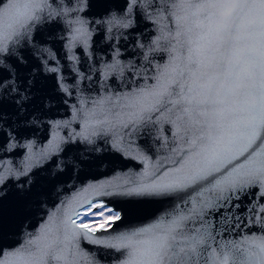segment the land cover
Returning <instances> with one entry per match:
<instances>
[{
  "label": "water",
  "instance_id": "95a60500",
  "mask_svg": "<svg viewBox=\"0 0 264 264\" xmlns=\"http://www.w3.org/2000/svg\"><path fill=\"white\" fill-rule=\"evenodd\" d=\"M0 264H264V0H0Z\"/></svg>",
  "mask_w": 264,
  "mask_h": 264
},
{
  "label": "bare ground",
  "instance_id": "6f19581e",
  "mask_svg": "<svg viewBox=\"0 0 264 264\" xmlns=\"http://www.w3.org/2000/svg\"><path fill=\"white\" fill-rule=\"evenodd\" d=\"M100 209H103L105 212H107V215H108L107 220L100 221L97 224H83L84 219L87 217V215L90 212H95L92 210V208H90L89 210L84 211V213L79 215V217L76 220L77 225L88 229L90 232L97 230V228L107 227L109 225L110 221L115 218L117 213L110 208H100ZM100 209H98V210H100Z\"/></svg>",
  "mask_w": 264,
  "mask_h": 264
},
{
  "label": "rangeland",
  "instance_id": "374dc122",
  "mask_svg": "<svg viewBox=\"0 0 264 264\" xmlns=\"http://www.w3.org/2000/svg\"><path fill=\"white\" fill-rule=\"evenodd\" d=\"M107 212L103 209L97 210L96 212H90L84 219L83 224H97L100 221L107 220Z\"/></svg>",
  "mask_w": 264,
  "mask_h": 264
}]
</instances>
